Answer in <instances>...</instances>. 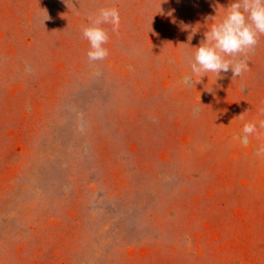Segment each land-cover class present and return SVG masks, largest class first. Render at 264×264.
Returning a JSON list of instances; mask_svg holds the SVG:
<instances>
[{"label":"rangeland","instance_id":"1","mask_svg":"<svg viewBox=\"0 0 264 264\" xmlns=\"http://www.w3.org/2000/svg\"><path fill=\"white\" fill-rule=\"evenodd\" d=\"M160 1L0 0V264H264V35L226 57L239 76L189 86L232 0ZM112 7L109 55L89 61L82 29ZM186 24L200 32L175 41ZM107 95L133 116L115 139L82 113Z\"/></svg>","mask_w":264,"mask_h":264},{"label":"clouds","instance_id":"2","mask_svg":"<svg viewBox=\"0 0 264 264\" xmlns=\"http://www.w3.org/2000/svg\"><path fill=\"white\" fill-rule=\"evenodd\" d=\"M111 24L113 29L119 27L120 13L115 7L101 8L92 23L83 27V37L89 42L87 58L89 61H103L108 55L104 47L108 42V33L102 25ZM261 35H264V0H232L226 13L219 20H213L207 28L205 39L195 47L194 59L190 62L191 75L185 76L183 83L191 86L199 82L208 72L218 74L232 71L233 76H239L247 70V61L226 59V57L243 56L252 49ZM199 75L200 79L195 77ZM259 127L264 128V120L259 121ZM257 132V122H246L242 135L234 137L239 143L247 146L249 136ZM257 156H264V145L256 150Z\"/></svg>","mask_w":264,"mask_h":264},{"label":"crops","instance_id":"3","mask_svg":"<svg viewBox=\"0 0 264 264\" xmlns=\"http://www.w3.org/2000/svg\"><path fill=\"white\" fill-rule=\"evenodd\" d=\"M157 2H161L160 0H156ZM147 14H145V15H147V17H154V16H158L159 14H157V12H154V11H147L146 12ZM165 14H168V12H165L164 13V15ZM146 25H148V27L149 26H151L152 24H151V22H149L148 21V24H146ZM189 25H187L186 24V26L183 28V29H181V28H179V31L177 32V31H168L169 32V34L170 33H182L181 31H184V32H186V33H188V34H186V36H185V38L186 39H193V35H195V34H197V32H198V29H199V27L197 28L196 26H190V27H188ZM151 28H155V26L154 25H152V27ZM175 30V29H174ZM199 32H200V29H199ZM170 36H171V34H170ZM175 36V35H174ZM174 36H171V37H174ZM174 39H175V41H178V39L176 38V37H174ZM38 41V40H37ZM39 42V41H38ZM152 42V41H151ZM163 42V40H162V37H161V35L159 36V42H156L157 44H158V47H159V49H160V46H164L165 45V43L167 42V40H164V43H162ZM44 43L46 44V49H48L49 50V48H51L50 46H49V44L46 42V40L44 41ZM177 44V43H176ZM38 45H40L42 48H44L43 47V44H38ZM188 46H189V48H191V44H188ZM30 49V48H29ZM43 54H46V56L44 57V58H42V59H45L46 57H53L54 56V54H53V52H52V54L51 53H49V52H43ZM30 55H34V52H31L30 53ZM58 56H59V54H58ZM31 58V57H30ZM37 59V58H36ZM53 59V58H52ZM45 63L44 64H48V62L47 61H44ZM45 70V69H44ZM39 71V73L37 72V73H35L36 75H37V77L39 76V75H41V70H38ZM127 71H128V69H127ZM103 73H105L104 71H103ZM149 73V72H148ZM34 74H31L30 76L31 77H35V76H33ZM102 75V74H101ZM103 76V75H102ZM109 78V79H108ZM114 78H110V77H107V78H104V80L103 81H101V83H104V81H105V84H107L106 83V81H110V80H113ZM33 80V79H32ZM149 83L150 84H152L153 83V80H154V78L153 77H151V79L149 78ZM34 81V80H33ZM32 81V82H33ZM35 81H38V80H36L35 79ZM152 82V83H151ZM118 83H120V82H118ZM28 84H30V82L28 83ZM105 84L104 85H102V86H105ZM96 85H98V84H96ZM99 86H101V84L99 85ZM101 86V87H102ZM111 86V85H110ZM33 87H35V85L33 86ZM112 87V86H111ZM25 88H27V85H26V87ZM24 89V88H23ZM113 89V88H112ZM119 89H120V87H119ZM125 89H126V91L128 90V86H126L125 87ZM24 90H27L26 92V94H24L25 96H24V98L25 97H27L28 96V89H24ZM88 91L90 92H92L93 90L92 89H88ZM121 91V90H120ZM119 91V93H123L124 95H125V92L124 91H121L120 92ZM94 92V91H93ZM122 93H121V95H122ZM99 95V94H98ZM127 96V95H126ZM98 97V96H97ZM118 99H120L119 97H118ZM111 100H112V98H111V96L110 95H107V96H105L104 97V99L99 103V105H101L102 107L100 108V107H98V108H95L96 110H94V112H92V113H90L89 114V111H91V109H89V108H86V109H83V111H82V113H83V115H85V116H87V115H90L91 116V118L92 119H94L95 117H97L98 118V116L99 115H101V118H103V119H101V120H103L104 122H106L103 126H101V125H99L98 126V124L96 123L95 124V134H96V132H97V129H98V127H101V129H103V128H105V130H106V128H108V127H116V128H119V124H121V125H124V126H126V124L129 122V120H131L132 118H133V116H131V114H129V106H123L122 104H121V106H117L118 108H119V110H115V108L113 109V107H112V102H111ZM123 101V100H122ZM122 103V102H121ZM93 113H94V115H93ZM106 125H108V126H106ZM104 130V129H103ZM104 130V131H105ZM106 132V134L105 135H108V134H111V133H109L107 130L105 131ZM122 131L121 130H115V135L114 134H112L111 136H109L110 138H113V139H115V137H118V136H120V133H121ZM117 135V136H116Z\"/></svg>","mask_w":264,"mask_h":264}]
</instances>
